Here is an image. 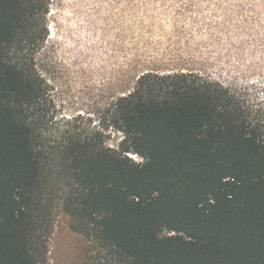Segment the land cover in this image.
Listing matches in <instances>:
<instances>
[{"label":"trees","instance_id":"trees-1","mask_svg":"<svg viewBox=\"0 0 264 264\" xmlns=\"http://www.w3.org/2000/svg\"><path fill=\"white\" fill-rule=\"evenodd\" d=\"M50 8L0 0V264H49L58 206L92 242L85 264H264V100L146 70L114 103L117 145L58 131L39 68Z\"/></svg>","mask_w":264,"mask_h":264},{"label":"rangeland","instance_id":"rangeland-1","mask_svg":"<svg viewBox=\"0 0 264 264\" xmlns=\"http://www.w3.org/2000/svg\"><path fill=\"white\" fill-rule=\"evenodd\" d=\"M39 68L58 131L103 130L142 71H198L264 100V0H51ZM135 160L141 157L129 153ZM92 242L53 211L49 264H85Z\"/></svg>","mask_w":264,"mask_h":264}]
</instances>
